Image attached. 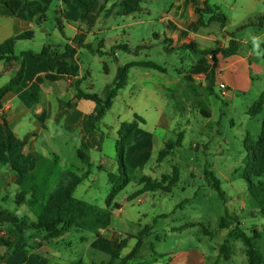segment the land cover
<instances>
[{"label": "rangeland", "instance_id": "1", "mask_svg": "<svg viewBox=\"0 0 264 264\" xmlns=\"http://www.w3.org/2000/svg\"><path fill=\"white\" fill-rule=\"evenodd\" d=\"M117 1L122 0H113L114 3ZM175 2L176 0H145L142 3L143 12L141 13L129 17L113 16L108 20L102 18L98 24L105 25L106 28L99 38L105 39L106 43L113 45L114 48L122 45L127 46L128 51L124 52L118 51L119 49L117 51L111 49V51L119 53L120 62L151 61L167 70L168 74H163L167 79L177 78L178 75V78L182 79L183 75L188 74L193 65L199 61L200 54H202L200 49L216 52L218 43L214 40L222 41L223 37L222 27L214 23L209 27H201L200 32L210 39L197 41L198 52H200L197 55L198 58H184L181 61L184 56L183 52H168L163 38L165 26L161 19L171 11ZM51 4L47 15L49 19L53 20L61 9V2L54 0ZM209 6L215 13L218 12L227 18L226 33L246 42L240 44L239 55L246 57L252 54L254 56V61L251 63L253 69L249 75V86L241 85L242 89L228 90L229 96L226 97L222 95L219 82L216 81L212 87L213 100H211L210 91L201 87L193 88L192 84L188 82L187 84L190 86L189 93H187L188 98L187 96L183 97L184 94L179 92L177 94L181 96L180 98H166L162 96V92L151 89L148 92V88L141 85L126 88L122 91L123 95L119 98L117 107L109 111L98 126L99 132L106 135L109 141L104 147L103 153L95 150L90 151L93 165L92 175L83 181L74 194L80 200L106 208V200L112 190L108 174L118 173L114 144L115 131L121 122L134 120L133 112L127 109L128 104H134L137 112L142 116L141 118L147 121V125L142 126L144 131L154 133L164 143L170 140L182 141L180 146L175 148L162 163L157 162L159 150L163 148L161 145L152 152L145 164L143 162V167H134L135 179L115 199L114 203L121 204L124 210L122 215L115 212L110 226L111 230L122 233L126 237L127 233H141L145 231L146 227L153 228L152 234L144 238L145 245L143 254L139 258L140 262L150 263L153 261L155 259L153 248L155 247L160 254L185 251L194 246L204 247L206 244V248L216 250L227 233L219 226L221 219L225 218L227 213L238 214L242 228L249 235L254 229H258L264 236V218L261 216L252 218L248 215L247 184L240 177L245 170L244 160L247 152L244 144L246 136L249 133L257 138L261 133L264 119V108L262 113L255 118L249 115V111L264 93V29L261 30L258 27L261 21L264 23V20L259 21L260 17H264V0H209ZM72 10H68V13L64 12V16H66L63 18L64 25H67V21L74 23L72 15L75 12ZM209 17L208 13L203 15L206 23ZM51 20L47 25L51 24ZM66 33L71 34L72 32L66 30ZM55 34L59 35V33ZM45 43H42L38 37L34 42H27L24 46H19L17 52L22 47L40 51L43 47L41 44ZM94 46L98 48L99 41H95ZM78 57L91 74V79L84 82L82 88L87 92L96 93L104 99L105 95L103 94L107 85L113 83L116 77L117 64L114 55L109 53L104 57H99L85 49ZM105 66L110 68V74L104 70ZM178 71H181L183 75H180ZM87 83L89 84L87 85ZM68 98L66 96L64 100L68 101ZM187 99L190 100L189 104ZM192 104L195 105V108ZM89 105L92 104L89 103ZM176 106L185 108V112L176 111ZM191 107L194 108V111H191ZM159 110L175 120L171 129L166 130L158 126L161 115ZM202 110L209 112L210 117H205ZM188 121L189 123H187ZM63 135L58 139H63ZM65 135L68 139H78L69 133H65ZM180 135L183 139H179ZM75 143H78V140L74 143L71 140L69 148L64 147L61 151L65 156V162H61L63 168L72 165L79 168L85 167L77 156V151L74 148ZM46 148L48 147L46 146ZM49 150L55 151L54 149ZM40 151L43 152L42 149ZM102 157H104L103 169L100 168ZM130 160L131 155L128 152L127 161ZM132 160L135 163L138 161L133 157ZM132 164L129 165L134 166ZM174 167L179 169L180 180L171 192L163 190L145 192L143 195L139 194L136 199L128 201L129 197L142 191L143 187L139 185L142 175L160 180L163 175H173ZM206 172L212 173L221 182L226 200H222L219 194L209 186L205 178ZM16 193L15 188L14 190L10 188L2 194V196L7 194L11 198V202L2 203L5 209L14 211L17 208L13 202ZM19 211L20 216L28 212L26 209L22 211L19 209ZM190 223L196 226L175 236L169 232L173 226L181 227ZM203 226L213 233V236H210L213 238L208 237L209 243L204 242L208 239L206 237L208 235L203 231ZM38 238L41 239V237ZM88 238L90 241V233L71 232L59 246L51 243L48 254L34 252L32 248L27 247L21 256L23 264H31L26 261L30 257L33 259V264H38L37 256L43 257L44 261L41 264H90L92 261H97L99 264L103 261L107 263L108 256L98 253L92 256L89 253L84 241ZM137 241V239L129 240V247H134ZM231 245L234 251L233 260L230 262L222 260L220 264H246L243 243L233 240ZM260 246L264 252V239L260 242ZM57 250L60 252L59 257L55 255ZM211 256L214 258L215 255L211 254Z\"/></svg>", "mask_w": 264, "mask_h": 264}, {"label": "crops", "instance_id": "2", "mask_svg": "<svg viewBox=\"0 0 264 264\" xmlns=\"http://www.w3.org/2000/svg\"><path fill=\"white\" fill-rule=\"evenodd\" d=\"M7 1L8 0H0V43L5 42L11 37L28 31L33 32L34 38L32 40L19 41L16 44L15 55L18 61H16L10 68H7L4 62H0V88L7 85L16 76L18 71L21 69L22 64H24L25 67L24 77L20 86L16 88L15 91L8 93L2 100V104L0 106V202L4 197L7 198L8 202H11L9 195L6 194L5 196H2V194L10 188L12 190H14V188L17 190V187L14 184L16 177L11 166L9 165V162L17 158L19 155L23 154L26 156V162L29 164L30 169L33 170L35 167L37 153H43V155L46 157H52L55 154L60 157L61 161L65 162V156H63L61 151H63L64 147L69 148L71 140L72 143L78 140V143H75L74 146L77 152L82 143H86L89 156L90 151L92 150L103 153L104 147L109 141V139L106 138V135L101 134L100 132L90 131V115L93 113L96 107L94 102L83 99L78 101L77 105L74 107L70 105L71 101H73L80 92L85 94H96L87 92V90L82 88L83 83L87 82L88 79H91L89 70L87 69L86 65L83 64V62L79 61L78 57V55L81 54L85 48L80 47L76 41L77 35L81 33L80 28L82 30L84 29L83 26L79 24V20L84 14L83 8L78 3H76V1H73L70 4L65 12L68 13V10L70 11V9H73L72 12H75V14L72 15L74 23H67V25H64L63 33H61L57 25L50 23L47 25L48 21L50 20L49 18L46 20V24L39 23L41 16L44 14V9L41 6H23L17 14H13L7 7ZM52 1L54 0H45L46 4L50 7L52 6ZM102 2L106 3L105 12L99 17L96 26L87 34L86 40L84 42L85 44L93 45V49L96 53L90 52L94 55H98L99 57H104L109 53L113 54L117 64L115 74L116 77L118 69L125 66L126 64L131 62H151H120L118 59L119 53L116 51L118 49V51H128L127 46L122 45L116 46L114 48L113 45L107 44L105 39L99 38L106 27L105 25L101 26L98 23L102 18L108 20L113 16H117L114 12H108L112 10L114 5L119 3L118 1L114 3L113 0H102ZM205 2L206 0H176L175 4L171 8V11L166 13L161 19L165 26L163 38L165 44L167 45V51H173L175 53L183 52L184 56L181 58V61H183L184 58H198L197 55H199L198 53L200 52H198L197 41L210 39V37H207L200 32L202 28L200 27L199 16L197 14V9L205 8ZM141 12H143L142 5ZM259 21L261 20L259 19ZM225 27L222 28V41L216 39L214 40L218 43L216 52H207L206 49H200L202 54H200L199 61L193 65L192 70L186 75H183L181 71H178L180 75L184 76L182 79L178 78L179 75L177 78L167 79L163 76V74H168L167 70L154 62L152 63L156 64L159 69L156 70L145 67L131 68L129 71L127 86L120 90L119 94L114 100L112 108L109 111L117 107L120 100L119 98L123 95L122 91L130 86L133 87L135 85L147 87L148 92H150L149 89L152 91L162 92V96L166 98H180L181 96L178 95L177 92L183 93V97L187 96L188 98L187 93H189L190 89V86L187 84L188 82L192 84L193 88L201 87L206 91H210L211 100H213L214 94L209 89V86L215 66V84L216 81L219 82V87L220 85H225L227 90H238L242 89L241 85L249 86V75L250 71L253 69V65L251 63L254 61V56L251 54L250 56L247 55L245 57L239 55L238 53L225 58L222 55L221 50L228 48L230 43H237L239 45V52L241 50L240 44L246 43L243 40H239L236 36L226 33ZM258 27L261 30L264 29L263 21H261ZM66 30H71L72 33L67 34ZM55 33H59V35H56ZM38 37H40L42 43L46 42L45 44H41L43 47L52 46L60 50L61 55L58 59H56L55 62L58 65L68 66L72 73L70 76L62 77L56 81L46 78V75L50 73L48 66L43 62H37L33 56V54H39L43 47L40 51L28 50L27 48L22 47V49L17 52V48L19 46H24V44H27V42H34ZM95 41H99L98 48H95L94 46ZM189 45H194L195 48H191ZM66 47H68V49H66ZM100 47V53L102 54H97V51H99ZM111 49H116V51H111ZM135 55H137L136 52ZM104 70L107 74H110L111 72L108 66H105ZM115 80L113 83L107 85L103 95H106L107 88L114 85ZM88 84L89 83H87V85ZM228 93L226 97L229 96ZM35 95H37V97ZM66 96L69 97V100L67 99L68 101L64 100ZM188 101L189 104L190 100ZM89 103L92 105H89ZM192 105L195 108V105ZM194 108H192L191 111H194ZM127 109L133 112L134 120L136 116L142 117L137 112L136 106L134 104H128ZM185 110L186 109H183V107L176 106V111L185 112ZM161 112L162 111L159 110L161 115L158 121V126L165 128L166 130L171 129L175 123V120ZM201 112L205 117H210L209 112L205 110H202ZM144 121L145 124H142L136 131L135 143L128 149L126 155V162L128 166L134 171V167H143V162L145 164V161L150 157L152 152L158 149L161 145L163 146L162 149H164L167 143L161 141L154 133L144 131L142 126L147 125V121L145 119ZM189 121L187 123H189ZM124 122L126 121L121 122L118 126V129L115 131L116 138L114 144L116 154L117 133L121 124ZM55 127H59L61 129H56ZM65 133H69L71 136L78 137V139H68ZM62 135L65 139H58L62 138ZM44 144L48 148L43 146ZM76 144H78V146H76ZM40 149H42L43 152H41ZM49 149H54L55 151H50ZM162 149H160L159 152ZM128 152L131 155V160L129 162L127 161ZM132 157L138 159V161L135 163L134 160H132ZM90 158L92 165V157L90 156ZM102 160V164L100 165L101 169L104 167V157H102ZM130 163H133L132 165L134 166L129 165ZM110 174L111 173L108 174V177ZM91 175L92 172L90 176ZM128 201H130L129 198ZM119 205L120 208L115 210L114 214L116 212L122 215L124 208L121 204ZM20 209L22 211L23 209L25 210L26 207H22ZM186 226L187 224L181 227L173 226L169 229V232L175 236L180 234V232L192 228H186ZM9 229L10 228L7 226H0V241L4 237L8 236L7 233L9 232ZM71 232L76 231L72 230L65 236L44 244L43 246H37V244L41 242L40 238L29 240L28 247L32 248L34 252L38 251L39 253L42 252L48 254L51 243L59 246L61 242H64L68 238ZM152 232L153 228L143 235V245L139 255L135 259L129 261L127 264H220V262L224 260L220 259L219 247L216 250L214 248L209 249L206 248L207 244L205 243V248L202 246H194L185 251H177L176 253L171 252L165 254L158 253L156 251V247L154 246L155 248H153V251L155 254V259L150 263L143 261L140 262L139 258L143 254L142 252L145 245L144 238L150 236ZM141 233H127L125 237L122 233L111 230L109 227L106 230H102L100 236L90 233V241L89 238L84 239V241L87 245L89 253L92 256H94V254L96 255L97 253L108 256L107 263H109L116 251L117 241H127V247L121 253V259H123L132 252L137 244L136 243L134 247L130 248L129 240H138V237H140ZM226 235L224 237H226ZM206 237L213 238L210 236ZM209 238L204 242L209 243ZM157 239H160V237H157ZM24 252L25 250L10 253L7 260L3 264H23V258L21 256L24 254ZM59 253L60 252L57 250L55 255L59 257ZM211 254L215 255L214 258L211 256ZM233 257L234 255L231 257L229 262L233 260ZM37 258L38 264H41L44 261L43 257L39 258L37 256ZM28 259H26V261L33 264V259L31 257ZM105 262L106 261H103L100 264H107ZM117 262L118 264H121V260H117L115 264H117ZM90 264H99V262L92 261Z\"/></svg>", "mask_w": 264, "mask_h": 264}, {"label": "trees", "instance_id": "3", "mask_svg": "<svg viewBox=\"0 0 264 264\" xmlns=\"http://www.w3.org/2000/svg\"><path fill=\"white\" fill-rule=\"evenodd\" d=\"M58 1L61 2V9L58 11V14L56 13L53 20L50 19L51 24L57 25L60 32L63 33V18L66 17L64 16V12L73 1H76L84 11L82 18L79 20V24L84 29L80 28L81 33L77 35L76 41L80 47L94 53L93 45L85 44L84 42L87 34L96 26L101 14L105 12L106 3L102 2V0ZM144 1L122 0L114 5L108 13L114 12L117 16H129L141 12V5ZM6 4L13 14H17L23 6L33 7L39 5L44 9V14L41 16L39 23L43 24L42 22H46L48 19L47 12L50 10V6L46 4L45 0H8ZM205 13L210 14L207 23L203 19ZM197 14L199 16L200 27L217 23L224 28L228 21L224 15L218 12L215 13L210 8L209 0H206L205 8L197 9ZM259 19L264 20V17ZM33 38V32L28 31L0 43V62H4L5 66L10 68L18 61L15 55L16 44L19 41L32 40ZM101 47L97 51V54H102L100 53ZM189 47L195 48L194 45H189ZM221 52L225 58L236 55L239 53V45L234 42L230 43L229 47L221 50ZM60 55V50L52 46H44L39 54H33L37 62H43L48 66L50 73L46 75V78L49 80L56 81L72 74L68 66L58 65L55 62ZM133 67L159 69L152 62H131L118 69L115 83L107 88L104 99L97 94L80 92L71 101L70 105L73 107L77 105L78 101L83 99L90 100L96 104L93 113L90 115L91 132L100 131L98 128L99 124L112 108L120 90L127 86L129 71ZM215 67L209 86L211 91L215 82ZM24 73L25 67L22 64L16 76L7 85L0 88V106L4 97L20 86ZM35 96L37 97V95ZM263 108L264 93L249 111V115L255 118L262 113ZM142 124H145L144 119L136 116L135 120L122 123L118 130L116 140L118 173H111L109 175L112 190L106 200V208H101L74 196L76 189L91 174V158L88 154V147L84 142L77 152L79 160L85 166L84 168L74 165L63 168L60 157L55 154L52 157H46L41 153H37L33 170L30 169L29 164L26 162V156L23 154L10 161L9 165L16 177L14 184L17 187V193L13 202L17 208L14 211L5 209L2 203H8L6 197L0 202V226L10 228L7 233L8 236L0 241V264H3L7 260L10 253L25 250L29 246V240L38 237H41V242L37 246H43L65 236L72 230L100 236L102 230L108 229L111 225L114 211L120 208L119 204L114 203L116 197L135 179L136 172L128 166L126 155L128 149L134 145L135 133ZM179 139H183L181 135ZM181 142L180 140L177 142L173 140L167 142L164 149L159 152L157 162L159 164L162 163L175 148L180 146ZM244 146L247 155L244 160L245 170L241 173L240 177L247 184L249 196L248 215L252 218L258 216L264 218V119L259 136L255 138L248 133ZM205 178L209 186L219 194L221 199L226 200L221 182L210 172H206ZM179 180L180 172L177 167H174L173 175H163L160 180L149 176H142L139 180V185L143 187L142 191L129 197V200L136 199L139 197V194L142 193L143 195L145 192H155L158 190L171 192ZM22 207H26L28 212L20 216L19 209ZM195 226V224H188L186 228ZM219 226L221 230L227 231L223 243L219 246L220 259L226 261L231 259L234 255L231 244L233 240H237L241 241L245 247L246 264H264V252L260 246V242L264 239V236L258 229H254L251 235H249L242 228L240 216L229 213L226 214L225 218L221 219ZM150 230V227H146L145 231L138 237L136 246L126 258L121 259V253L127 247V241H117L116 251L112 260L107 264H115L117 260H121V264H127L129 261L135 259L141 251L143 235ZM203 231L206 235L213 236V233L204 226ZM30 232L33 233L31 234Z\"/></svg>", "mask_w": 264, "mask_h": 264}, {"label": "built area", "instance_id": "4", "mask_svg": "<svg viewBox=\"0 0 264 264\" xmlns=\"http://www.w3.org/2000/svg\"><path fill=\"white\" fill-rule=\"evenodd\" d=\"M221 89L223 90V95L226 96L227 95V87L225 85H220Z\"/></svg>", "mask_w": 264, "mask_h": 264}]
</instances>
